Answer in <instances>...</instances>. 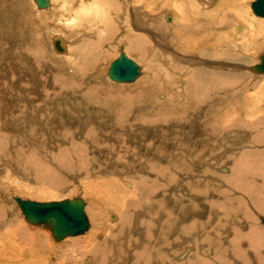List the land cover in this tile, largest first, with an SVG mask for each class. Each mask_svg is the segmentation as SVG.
Here are the masks:
<instances>
[{"label":"bare ground","instance_id":"6f19581e","mask_svg":"<svg viewBox=\"0 0 264 264\" xmlns=\"http://www.w3.org/2000/svg\"><path fill=\"white\" fill-rule=\"evenodd\" d=\"M123 1V8L114 9L113 16H109L110 14L104 10L105 13L101 12L100 19L93 16L81 17L85 23H89V27L85 26L87 29L80 34L83 37L91 38L92 41L94 39L96 42H89L86 49L75 54L68 52L71 36L68 35L70 36L68 38L63 32L58 31L59 29L55 30L51 19L49 20L48 17L44 16L48 11L56 10L57 0H50L49 6L41 9L34 0H31V6L40 13H44L42 17H39L40 29L45 31L46 36H52H50V43L48 42V49L51 53L56 52L58 55L66 56L65 54H67V73L72 76L79 75L82 69H79L80 64L83 57L86 56L87 60L92 61H90L87 70L97 73L95 79H98V82L84 86L80 82L54 81L49 86V83L41 82L44 81L41 80L45 79L44 77L38 74L35 76V71L32 70L33 77H36L34 82L29 83L30 85L28 83L27 85H20V90L25 92L24 95L28 94L27 102L22 104L20 99L23 100V98H16L15 104L7 108L0 103V116L5 113L3 109L14 107V111L9 110L8 112L12 113L9 120L0 117V135L4 133L3 136L7 137V134L13 136L17 131L23 132L26 124L32 128L30 137L33 139H37L35 135H39L38 133L40 135L42 133L48 134L46 140L50 142L49 146H52L51 148L57 152L55 150L52 152L51 148L41 147V150L46 149L44 151L46 152L48 149L50 153L47 151L46 154L52 159L54 158L57 164L67 160V158H75L82 162L87 161V158L93 160V155L100 154L102 156L99 157L108 158L104 154V145H107V153L109 151L112 157L116 155L119 159L126 155V151L132 154L131 151L134 148L145 147L152 150L148 149L149 156L153 159L151 161L154 163L151 167L156 169H154L155 176L152 186L146 184L151 182L150 178L141 177V180L139 178L135 182L125 181L123 173H125V178L130 179L128 175L131 171L125 170L119 173L118 168L113 166L105 169L104 178L96 173L94 181L81 186V192H84L85 196L92 200V204L96 205V216L94 215L96 221H94L92 229L90 224V228L85 234L89 233L81 241L73 240V242L65 243L61 250L77 252L72 246H79L78 251L90 259L84 264H264V226L256 225V218L251 212L252 210L258 214L264 213V149H259L261 145H264V115L263 112L259 113L264 108V80L262 84L259 82L261 77L264 78V73L258 72L257 66L251 67V58L255 57L253 56L254 50L264 49V17L255 14L251 0ZM10 2L12 1L10 0ZM89 2L90 0H84L85 4ZM97 3L100 8L107 9L110 0H97ZM15 4L20 6L18 1ZM80 4L81 0H70L69 9H62L61 12L55 11L56 14L54 15L61 19L63 15H67V12H74L73 14H75ZM20 10L25 12L23 9ZM159 13L164 16L162 24L167 31L165 35H161V39L164 41L166 39L169 46V56H166L168 60L164 63L167 70L163 69L162 66L160 68L158 64L159 70L155 68L156 66H152L153 62L156 63L154 59L160 56H158L157 47L153 48L154 45L152 46V39L156 41L160 38V35L156 34L160 28L158 23H155L157 19L160 21ZM30 16V13H25L26 30L33 27ZM99 26L102 28L103 34H101L102 31H99ZM91 28L98 30L95 31L96 33H91L89 30ZM117 30L124 32H121V35H123L122 37L126 36L123 41L128 50L130 52L136 51L138 56H142L143 60L147 61V70L151 71L150 75L142 77L144 66L142 69L135 62V59L134 62L140 67V75L132 83H117L111 80L108 76L111 64L103 70L97 68V62L100 63L99 60L104 54L101 45L108 43L110 37L116 34L114 31ZM140 31H148L147 37ZM71 40L75 41L73 38ZM57 46H60L61 49ZM163 54L162 58H164ZM54 55L56 54L54 53ZM260 56H264V51ZM129 59L132 60V58ZM260 63L263 64V62ZM10 68L12 70V67ZM254 75L257 79H253ZM12 79L15 80L14 75H12ZM70 83L72 85H69ZM111 83H115L117 88ZM125 84L134 85L127 89L118 87ZM34 86H37L38 94L32 89ZM256 86L260 88L259 94H251ZM26 88L29 89L28 92H26ZM49 88L52 89V92L49 91ZM71 88L74 89V93L78 91V98L86 100L92 97L93 101H96L95 113L98 109L101 112H106V114L103 116L100 113L95 114V120L90 119L93 123L90 121L83 122L82 126H79L82 129H79L78 133L71 130L67 138L63 140L68 147L61 149V151L58 145H62L60 143L62 140L56 137L62 133V126L65 127V124L60 118L58 103L54 102L53 99L60 92L67 94ZM159 93L161 95H159L158 101H161L162 107L158 105L159 107L153 106L154 109L152 107L146 111H134V107L144 106L142 101L150 96L156 98ZM51 100L53 102L48 104ZM135 100L138 101H136L137 105L132 104ZM71 104L68 103L69 106ZM225 104L228 109L227 112L223 113ZM109 107L113 108L114 111L107 110ZM176 108L184 110L183 113H180L179 109L176 110ZM175 110L179 111V114L173 115ZM22 114L25 115L23 119L26 122L23 125L20 123ZM61 114L63 115V113ZM207 114H210L213 120L206 132L203 129L205 134L202 132L197 139L200 142L209 143V150L203 149L202 146L199 149L200 152L195 153L192 152L190 146L180 145L177 149L174 140L175 130L190 131L193 124H185L183 126L186 127L176 126L175 128L173 122L176 120L184 121L192 115H198L203 118L207 116L206 124H208ZM55 121L57 124L54 123ZM10 125L13 126L14 133L8 132ZM101 126H104L102 128L108 131L104 134L103 139H99L98 135L100 134L96 132L97 129H94ZM238 129L243 131L261 130L259 137L256 138V144L243 145L241 139L232 133L237 132ZM85 131L90 133L87 138L85 137L86 141L90 143L78 140ZM132 131L133 134H131ZM141 131L152 136L151 140L158 142V144L144 142L145 145H143L140 142L142 136L144 137ZM243 131H239V134H243ZM44 134L41 135L40 139L45 136ZM227 134L231 135L230 139L236 140L234 146H226L224 136ZM133 135L138 137V142L136 139H132ZM176 136L177 139L181 138L179 132L176 133ZM124 138L130 145L125 144V146L120 143L119 140L123 141ZM247 139V135L242 138L243 142ZM3 141H5L4 138ZM112 141L115 142L114 145L111 144ZM30 143H33L32 140ZM1 145L5 147L2 141H0V147ZM35 145L37 146V144ZM222 145L223 151H221ZM6 147L0 148V160L10 156L5 151ZM99 149H101L100 152ZM121 151H125V153L122 154ZM37 154L39 156V153ZM259 157L263 163L258 162ZM39 158L40 156L38 160ZM209 159H211V163L206 164ZM174 163L188 164L189 170L187 169L186 172L188 174L183 172L179 174L180 170L177 168L171 170ZM41 165L43 164H39V167L36 166L44 173V177L39 181H51L52 179L56 181L53 172L41 168ZM205 166H208L211 173L208 177L204 171H200ZM194 167L196 168L194 169ZM11 169L14 171L12 166ZM142 169L144 170V168ZM190 169L193 170L190 171ZM143 170H141L142 173ZM148 170L154 175L153 170ZM12 171L7 170V173H0V195H2L0 199L2 197H5L7 201L10 199L9 201H13L19 208L27 223L33 227L49 231L50 245L45 246L47 248L44 254H38L45 238L43 232L37 231V229L30 230L26 225H23L16 213L4 206L0 200V264H55L57 263L54 254V249L57 247L55 244H61V242L72 237L56 241L49 229L43 225H33L26 220L21 208L15 201L16 193L26 191L30 195L38 193L42 195L49 192L43 191L42 188L38 191L34 186L24 184L20 178L12 176ZM252 175L257 178L260 177V182L255 181L256 179ZM185 178L191 183L184 182L182 193L192 199L193 204L181 207L179 200L175 198L173 193L177 192L178 187L182 185L180 181ZM164 180L170 182L161 184ZM4 183L14 187L16 193L13 191L3 196L5 194L2 187L5 185ZM237 213L240 215L235 218L234 214ZM108 215L109 222L118 223L107 227L108 225L106 226L104 221H107ZM70 243H72L71 246ZM214 246L216 248L221 247V252L226 251L229 256H218L220 252L214 254ZM122 247L123 249H121Z\"/></svg>","mask_w":264,"mask_h":264},{"label":"rangeland","instance_id":"374dc122","mask_svg":"<svg viewBox=\"0 0 264 264\" xmlns=\"http://www.w3.org/2000/svg\"><path fill=\"white\" fill-rule=\"evenodd\" d=\"M11 1L12 2H10V0H0V57H1L0 58V103L1 104H4V106L6 108L7 107H11V106H13L15 104V102H16L15 99L16 98L17 99L23 98V100L20 99L22 104L27 102V100H28V96L27 95L28 94L24 95L25 92L24 91L22 92V90H20V87H21L20 85H22V84H26L27 85V83L29 84L31 82L32 83L34 82V79L36 77H33V74H32L33 71H35V76H37V74H38V75H41V77H44L45 79H41V80H44V81H41V82L49 83V86L51 85L50 83H54V81L55 82L56 81H58V82L65 81V82H68V83L71 82V81L73 83H79L80 82V83H83L84 86L85 85H89V84H96L98 82V79H95L97 77V73H94L93 71H88L87 70L89 68L88 65H90L89 63H90L91 60L90 61L87 60L88 58H86V56L83 57V61L81 62L82 65L80 64L81 67H79V69L82 68L81 69L82 71L80 70L81 73H79L80 76L76 74V76H77L76 77L74 75L73 76L70 75V73H67V69H66L67 66H68L67 65L68 64L67 57H66L67 54H65L66 56H64L63 54L62 55H58L56 52H54L56 55H54V53H51L50 49H48V46H49V43H50L49 40H50V38L52 36L51 35H47L46 36L45 31L44 30L42 31L40 29V26H39L40 25L39 24V20L40 19H39V17L40 16L42 17V15H44V13H40L37 9H35L33 6H31V0H11ZM17 1H18V3H20V6L18 4H15ZM62 1L64 2V0H57V2H56V10L48 11L47 13H45L44 16L48 17L49 20L51 19V23H52V25H54L53 27H55L54 28L55 30L59 29L58 31L63 32L67 36L70 35L75 40V41L71 40L72 38L70 36H68V38L69 37L71 38V39L69 38V42L70 41L71 42L69 43L70 46H69V51L68 52L69 53H73L74 52L75 54H79V53H81L83 51V49H86V47H88L89 42L94 43L96 41L94 39L92 41L91 38L83 37V35L80 34V33L85 31L89 27V23L88 24L85 23L83 21V19H82V23L78 26L79 28L75 27V28L69 29V28L64 27L62 20L65 19V18H69V17L71 18V16L73 15L74 12H67L66 13L67 15H63V18L61 17V19H60V17L58 18L57 16H55L54 15V14H56L55 11H60L61 12V10H62V6H61L63 4ZM122 1L123 0H110L111 7L109 5V6H107V9H102V8H100V9L102 10V12H104V10H105L106 13H109L110 14V15L108 14L109 16H113L112 13L114 12V9H117V8H120V7L123 8L124 4L122 3ZM255 1L256 0H251V3H254ZM112 4H114V5H112ZM115 6H117V7L114 8ZM19 8L23 9L25 12H23V11L21 12V10ZM111 10H113V11L111 12ZM25 13H30L31 14L30 17L32 18V21H33V24H31V25H33V27L31 29H29V30L28 29L26 30ZM252 13L255 16L254 12H252ZM159 17H160V21H158V19H157L156 20L157 22L155 21V23L156 24L158 23L157 25L160 28L159 32L156 33V34L160 35V38H159V40L156 39V41H153L152 38L151 39H152V46L154 45L153 48L157 47L156 50H158L157 51L158 52V56L159 55L160 56L156 57L154 59L156 61V63L153 62L152 66L153 67L156 66L155 68H157V70H159L158 69L159 66H160V68L162 66L163 69L167 70V67H166V65L164 63H166V61L168 60L166 58V56H169V51H168L169 46H168V42H167L166 39H165V41L161 39V35H165L167 33V31H166L165 27L162 24V20H163V17H164L163 14L159 13ZM255 17H257V16H255ZM85 26H87V28ZM98 28H100L99 31H102L101 34H103L104 32H103L102 28L100 26ZM73 29H74L75 32L73 31ZM89 30L92 33V32H95L98 29L96 28V30H95L94 28H91ZM121 32L124 33L122 30L114 31V33H116V34H114L113 36L110 37V39L108 40L109 44L106 43V44H102L101 45L102 46L101 48H103L102 52H104L105 55L103 54V57H102L103 59L101 58L99 60V62L101 64L97 62V68L103 70L105 67L106 68L109 67V65L113 61H115L120 56L121 53H125L129 58H132L133 61L135 59V62L139 66H141L142 69H143V66H144V74L142 75V77L150 75L151 71L147 70L148 69L147 61L143 60L142 56L141 57L138 56L136 51H133L134 52L133 53V52H130L128 50V48L126 47V45L124 44V41H123L124 37H126V36L122 37L123 35H121L122 34ZM134 32H136V31H134ZM140 32H141V34H144L147 37V32L148 31H146V32L145 31H140ZM121 40H122L123 44H121L122 43ZM118 41H119V43L121 45L118 43ZM72 44H74V46H71ZM163 47H165V48H163ZM73 49H75V50H73ZM151 51H153V50H151ZM254 51H255V53L253 54V56H255V57H252L253 59L251 58V65H252V66L250 65L251 67H256L258 65H261L262 63H260V62H263L262 61V59H263L262 57L263 56H260V54H262L264 49L259 50V51H257V50H254ZM39 52H40L41 55L39 54ZM258 52H260V53H258ZM134 54H136L137 56L135 55V57H134ZM162 54H163V57L166 58L165 60H164V58H162ZM59 56H61V57L59 58ZM256 56H257V58H256ZM83 66L85 68L87 66L88 67L85 69ZM10 67H12V70H11ZM37 69H39L40 71L39 70L37 71ZM85 70H86V72H85ZM75 72H77V70H75ZM12 75L15 76V80L12 79ZM253 79H257V77H255V75H254ZM263 80H264V78L262 79V77L259 79L260 84H262ZM111 84H112V86H115V87L117 86L115 83H111ZM69 85H72V84L70 83ZM133 85L134 84H129V85L125 84V85H122V86L119 85L118 87L127 89V88H131ZM238 87L240 88V86H238ZM241 88H242V86H241ZM32 89L37 94L39 93L38 90H37V86L36 87L35 86L32 87ZM259 89L260 88L258 86H256V88H254L252 90L253 94H259V92H260ZM25 90H27L26 92H28L29 89L26 88ZM49 91L52 92V89L49 88ZM77 92L78 91H76L74 93V89L71 88V89H69L67 94H65L64 92H60L59 95L56 98L53 99L54 102L58 103L57 104L58 105L57 108L59 107V110H60L59 111V114L61 116L60 118H62L63 124H65V127L62 126V128H63L62 133H60L58 135V137H56V138H59L62 141L64 140V138H67V136L69 135V132H71V130H73L74 132L77 131V133H78V131L80 129L79 126H82L83 122H85V121L89 122L90 119L91 120H95V118H94L95 114L100 113V115H102V116L104 114H106V112H104V111L101 112L98 109H97V113H95L96 101L94 102L92 97L88 98L86 100L85 99L82 100L81 98H78V96H77L78 93ZM20 95H21V97H19ZM159 95H161V93H159L156 98H155V96L154 97L150 96L146 100L142 101L144 103V106H142V107L141 106L134 107L133 108L134 111L135 110L138 111V112L143 111V110L146 111V110L151 109L153 106L159 107L158 105H160V107H162L163 104L161 103V101H158ZM11 97H12V99H11ZM24 98H25V100H24ZM53 100H51L49 103H48V101L47 102L45 101V102L48 103V104H51V102H53ZM41 101H43V100H41ZM136 101L137 100L133 101L132 104L133 105H137L138 101L137 102ZM68 103H70V104L72 103L71 106H69ZM103 108H106V107H103ZM109 108H107V110L114 111L113 108H111V107H109ZM152 109H154V107ZM177 109H179V108H176V110ZM227 109L228 108H227V106L225 104L224 109H223L224 110L223 113L227 112ZM9 110L10 111L11 110L14 111V107H12V109H3V111L5 113H2L0 117H2L4 120H9L11 118V114H12V113L11 114L8 113ZM176 110L174 111L175 113L173 112V115L179 114V111H180V113L181 112L183 113V111H184V110H180V109H179V111H176ZM262 112H263V115H264V108H262L259 113H262ZM61 113H63V115ZM210 114H207L208 115V124H206L207 123V119H206L207 116H205L203 118L202 116H198V115H192L191 117L186 118L187 121L186 120H184V121H179V120L174 121L173 125L175 126V128H176V126L186 127V126H183V125H185V124H187V125L193 124L192 125L193 127L190 130L191 132L187 131V130H184L183 132L175 130V134H174L175 135L174 140L176 141V146L175 147L177 149H179V145L180 146H185V147L190 146V149L193 150L192 152H195V153L196 152H200L199 149H201L202 146L204 147L203 149L207 148L209 150L210 144L209 143L207 144V142L204 143V141L200 142L197 138L199 136H201L202 132L204 133L203 129L206 132V129L211 125L210 123L212 122L213 119H212V116ZM237 115H239V114H237ZM259 115L262 116V114H259ZM21 117H22L21 120H23V122H21V120H20V123L23 125L24 123H26L25 119H23L25 117V115L23 116V114H22ZM201 118H203V119H201ZM54 123L57 124V121H55ZM90 123H93V121H90ZM99 124H102V123H99ZM197 124H198V126H197ZM74 126H76V127H74ZM8 127L10 128V130L8 132H10V133H14L15 132V130L13 129L12 125H10ZM30 127L31 126H28L26 124V128L23 129L24 133L22 131L21 132L17 131V133H14L13 136L7 134L8 138L6 136H3V135H5L4 133H3V135L2 134L0 135V141H2L4 143L5 147L7 145L5 151L7 152V155L8 154L10 155V156H6V159L3 158V159L0 160V173H7V170H11L12 171V169H11V166H12V168L14 169V171L11 172L13 177L20 178L21 181L24 182V184H28L29 186H34L35 188L38 189V191H40V189L42 188L43 191H48L49 193L42 194V195L40 193L35 194V195H32V194L30 195V193L29 192L27 193L26 191H23V192L20 191V192L16 193V191L14 190L15 189L14 187H12L8 183H4L6 186L5 185L2 186L4 188L3 191L5 193L3 196H6V195H8V194H10L11 192L14 191L16 193L17 197H20V198L25 199V200L41 202V203L51 202V201H58V200L61 201L63 199H73L75 197L82 198L86 202V214H87V216L89 218V221H90V224H91V229H92V227L94 226V223H95L94 221H96V217H95L96 216V214H95V208H96L95 206L96 205L92 204V200L90 198L88 199V197L85 196L84 192H81V190H82L81 186L84 185V184L91 183L92 180L94 181L96 173L100 174L101 178H104L105 169H107L108 167L111 168L113 166L114 168H118V170H119L118 172L119 173H120V171L124 172L125 170L131 171V173L128 172L129 173L128 176L130 177V179L129 178L128 179L125 178L124 177L125 173H123V179L125 181L131 180L132 182H135V181H137V179L139 180V178H140V180H141L142 179L141 177H144L145 179H149L150 178V181H151V182H147L146 184H150V186H152V184H153L152 181L154 182L153 177L155 176V172H154L155 168L152 169V167H151V166L154 165V163L152 162L153 159L151 158V156H149V154H150L148 152L149 148L148 149L145 148V147L134 148L131 151L132 154H130L129 151L125 150L126 151V155L123 158L119 159V158L116 157V155H114L113 156L114 158H113L110 155L109 151L107 153V151H106L107 150L106 149L107 145H104L103 146L104 147L103 148L104 154H106L108 158H106V157H102L101 158V157H99V156H102L100 154V155H93V160H91L90 158H87L86 159L87 161H83L82 162L81 160H77L75 158H67V160L60 161L61 163L57 164V162L55 161L54 158L52 159L49 155L46 154L48 149H47L46 152H44L46 149H44V150L42 149L41 150V147L42 148H51L52 147V146H49L50 142H47V140H46V135H48V134L42 133L41 135L44 134L45 136H42V139H40L41 135H40V133H38L39 135H35L36 138H37V139L34 138L36 140V142H35V140L30 137L31 136V131H32V128H30ZM102 127H104V126H101L100 128L99 127L98 128H94V129H97L96 132L100 134V135H98L99 139L100 138L103 139L104 134H106V132H108V131H106L105 128H102ZM27 129H31V130L27 131ZM81 129H82V127H81ZM88 130H90V129H88ZM103 130H105V131H103ZM33 131L35 132V130H33ZM239 131L242 132L243 130L242 129L241 130L238 129L237 132H232V133H234L235 136H238L241 139L243 145H246V144L248 145L250 143L256 144V138H258L259 134L261 133L260 132L261 130H259V131H257V130L256 131L247 130V131H243V134H239ZM177 132H179L180 135H181L180 139L176 138L177 137L176 136ZM141 133L144 135V137L141 135L142 138H141V141H140L143 145H145V143L158 144V142L152 141L151 140L152 136H149L145 131H143V132L141 131ZM80 134L81 133L79 132V135ZM101 134H103V135H101ZM117 134H119V133H117ZM131 134H133V131L131 132ZM206 134H208V133H206ZM89 135H90V133L85 131L79 137L78 140H81L84 143L89 142V141H86V139H85V137L87 138ZM135 135H137V133H135ZM245 135H247L248 139L246 141H244L245 142L244 143L242 138H243V136L245 137ZM35 136H33V137H35ZM3 138L5 139V141H3ZM230 138H231V135L227 134V135L224 136V140L226 142V143L225 142L224 143L226 144L227 147L234 146V144L236 143V140L230 139ZM39 139L41 140V142H40ZM132 139H136L137 140L138 137L136 138V136L133 135ZM244 139H246V138H244ZM31 140H32L33 143H30ZM44 141H46V142H44ZM62 141H60V143H62V145H58V148H60V150L61 149H66L68 147V145H66L67 143H65L64 141L62 142ZM119 141H120V143L122 145H125V144L127 146L130 145L128 143V141L125 140V138L123 139V141H121V140H119ZM148 141H150V142H148ZM137 142H138V140H137ZM42 143H43V145H42ZM63 143H65V144H63ZM35 144H37V146ZM111 144L114 145L115 142L112 141ZM2 146L3 145H1V147H0L1 149L5 148V147H2ZM32 146H34V147H32ZM10 147H12V148H10ZM260 147H259L260 150L264 149V145H261ZM9 149H11V150H9ZM30 150H31V152H30ZM50 150L53 152L55 149L51 148ZM100 151H101V149H99V152ZM125 151L124 152L121 151V153L123 154V153H125ZM150 151H152V150H150ZM221 151H223V145L221 146ZM48 152L50 153V151H48ZM55 152H57V150H55ZM37 153H39V156H40L39 160H38L39 156H37L38 155ZM71 153H73L72 150H71ZM45 155H47V156H45ZM30 157H32V158H30ZM25 158H26V161H24ZM257 160H258L259 163H263L261 161L260 157ZM35 161H36V163H35ZM208 161H206V164L211 163L210 162L211 159H209ZM115 162H116V165H114ZM41 163L43 164V165H41V168H43V169H45V170H47L49 172H51V171L53 172L54 178H55L56 181H54L53 179L51 181H46V180H42L41 182L39 181V179L44 177L43 171H40L38 169V167H39L38 165L41 164ZM155 163L157 165H159V163H157L156 161H155ZM81 165H83V166H81ZM5 166H7V167H5ZM8 166H10V167H8ZM36 166H38V167H36ZM183 167L185 168V170H184ZM142 168H144V170ZM158 168H161V167L158 166ZM173 168L179 169L181 171L180 172L178 170L179 174H182V172L185 173V174H188V173H186L187 169L189 170L188 164L183 165V163L182 164L174 163L172 168H171V170H173ZM195 168L196 167H194V169ZM148 169L153 170L154 175L151 174V171H149ZM181 169H183V170H181ZM201 169H202V167H201ZM141 170H143V173L141 172ZM192 170L193 169H190V171H192ZM200 171H204L206 173V177L211 175V173L209 172L210 170H209L208 166H205V168L200 170ZM101 172H102V174H101ZM146 176H147V178H146ZM252 177L254 179H256L255 181L258 180V182H260V177L257 178V177H255L253 175H252ZM0 180H1V178H0ZM208 180H210V178H208ZM168 182H170V181L164 180V182L161 183V184H167ZM180 182L182 183V185L178 187L179 191L177 190V192L173 193V194H174L175 198L177 200H179V206L182 207L184 205V207H186L187 204H188V206H190L189 204H193L192 199H190L189 197H186L182 193V191L184 190L183 189L184 182H187V183L190 182L191 183V181L185 178L184 180H181ZM208 182H210V181H208ZM3 191H2V194H3ZM176 194H178V195H176ZM1 196L2 195H0V197ZM0 200H1L2 204L4 203L3 204L4 206L8 207L14 213H16V215L18 216L19 220L21 221V223L23 225H26L30 230L37 229V231L39 230L40 232H43L42 234L45 235V238L43 239L44 242L41 243L42 244V248L40 247L41 250H38L39 251L38 254H44L45 249L47 248L45 246H49L50 245V238L48 237V234L50 232L45 230V229H43V228H40L41 229L40 230L39 227L36 228V227H33L32 225H30L29 223H27L24 220L19 208H17L16 204H14L13 201L12 202L9 201L10 199L7 201V199L5 197L4 198L2 197V199H0ZM180 200H182V201H180ZM258 210L259 209H257V211ZM251 212H253V215L256 218V225H258L259 227H263L264 226V223H263V221H264V213L258 214L257 212H254L252 210H251ZM239 215H238V213L234 214L235 218H238ZM107 217H108L107 218L108 222L104 221V224L106 226L108 225L107 227H111L112 225H116L118 223L117 222V223H113L112 224L111 222H109V215ZM230 217L232 218V215H230ZM28 225H30V226H28ZM106 226H104V227H106ZM91 229H90V231H91ZM87 234H85L83 236H79V237H72V238L66 239L65 241L61 242V244L60 243L59 244H55L54 241H53V243L57 246L54 249L55 250L54 254L56 255V258H57V263L58 264L59 263L60 264H84V262L90 261V259L87 256L82 255L78 251L77 248H79V246H76V245H75L76 247L72 246L73 248H75L74 250H77V252L76 251L75 252L74 251H67L66 252L63 249L61 250V248H63L65 246V243L67 244L70 241L73 242V240H80L81 241L82 238L85 237ZM103 238H104V236H103ZM98 240H100V239H98ZM71 244L72 243H70V246H71ZM210 246L212 247V245H210ZM121 249H123V247ZM214 249H215L214 254L220 252V254L218 256H220V255L229 256L226 251L221 252L222 251L221 247L220 248L219 247L216 248L214 246ZM219 249H221V250H219ZM60 250H61V252H60ZM229 261L231 262L230 259H229ZM57 263H55V264H57Z\"/></svg>","mask_w":264,"mask_h":264},{"label":"water","instance_id":"95a60500","mask_svg":"<svg viewBox=\"0 0 264 264\" xmlns=\"http://www.w3.org/2000/svg\"><path fill=\"white\" fill-rule=\"evenodd\" d=\"M34 1L41 9L48 7L50 0ZM253 10L256 15L264 17V0L254 2ZM57 47L60 48V46ZM256 69L258 72L264 73V56L263 64L257 66ZM139 75L140 67L124 53H121L111 63L108 71L109 78L117 83H132ZM15 201L28 222L33 225H43L46 229H49L56 241L83 235L90 228L85 212V202L79 197L44 203L24 201L17 197Z\"/></svg>","mask_w":264,"mask_h":264},{"label":"clouds","instance_id":"9594fccd","mask_svg":"<svg viewBox=\"0 0 264 264\" xmlns=\"http://www.w3.org/2000/svg\"><path fill=\"white\" fill-rule=\"evenodd\" d=\"M70 6V0H64L62 4V9H67ZM101 12L97 0H90L88 4L81 0L80 7L76 10L75 14L71 18H65L62 20L64 27L72 29L78 27L82 23L81 17L94 16L97 19L101 18Z\"/></svg>","mask_w":264,"mask_h":264},{"label":"crops","instance_id":"0c3cea01","mask_svg":"<svg viewBox=\"0 0 264 264\" xmlns=\"http://www.w3.org/2000/svg\"><path fill=\"white\" fill-rule=\"evenodd\" d=\"M251 94H253V91H251Z\"/></svg>","mask_w":264,"mask_h":264}]
</instances>
